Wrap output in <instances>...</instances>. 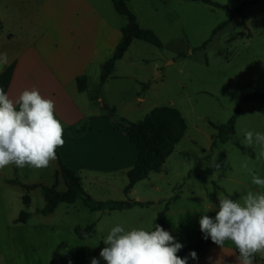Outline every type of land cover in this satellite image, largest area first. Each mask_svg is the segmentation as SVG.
I'll return each mask as SVG.
<instances>
[{"label":"crops","instance_id":"crops-1","mask_svg":"<svg viewBox=\"0 0 264 264\" xmlns=\"http://www.w3.org/2000/svg\"><path fill=\"white\" fill-rule=\"evenodd\" d=\"M129 2L126 6L133 13ZM127 22L111 0H0V54H6V60L0 57V73L13 65L6 94L15 100L25 89H36L54 102L55 116L64 129V144L56 150L62 162L77 173L84 190L99 201L114 199L117 191L121 199H126L123 190L128 184L127 171L136 159L134 144L114 127V118L137 123L153 109L169 107L152 104L141 86L147 79L132 73L130 67L137 66L135 60L143 59L137 53L132 57L138 39H132L115 61L111 75L100 83L101 65L122 41L121 30ZM81 75L87 79V88L82 92L76 85ZM153 173L161 178L160 171L149 173L134 184L127 197L151 202L148 206L160 201L161 188L150 181ZM14 179L18 183H12ZM144 180L158 196L137 195L138 184ZM34 185L67 191L58 158L46 168L9 165L0 169V264H91L93 258L106 264L100 251L113 227L121 224L125 231L146 230L145 217L134 210L148 206L91 211L78 199L60 202L49 214L38 213L45 202L41 189ZM28 207L32 211H26ZM22 210L28 212V218L24 223L16 222ZM114 213L127 214L129 219L123 221L120 219L126 217L117 215L96 226ZM91 224L90 234L79 239L75 228ZM164 229L170 230L166 225ZM173 232L180 238L178 243L186 241L181 242L183 231ZM238 255L231 241L222 248L213 243L191 264H238ZM254 264H264V256L257 253Z\"/></svg>","mask_w":264,"mask_h":264},{"label":"rangeland","instance_id":"rangeland-1","mask_svg":"<svg viewBox=\"0 0 264 264\" xmlns=\"http://www.w3.org/2000/svg\"><path fill=\"white\" fill-rule=\"evenodd\" d=\"M212 1L224 8L190 0H130L128 4L134 10L135 23L151 30L161 42L160 48L142 40L135 42L132 57L137 53L143 59L135 60L132 73L147 79L143 89L152 104L178 110L177 114L157 112L153 131L182 134L161 167V178H156V173L150 176V181L160 186L162 199H153V205L134 211L145 217L146 230H154L155 211L176 195L164 214V225L176 242L180 238L173 231H183L182 243L186 235L197 232L202 215L215 218L220 193L237 200L248 191L264 192L241 167L247 161L249 168L264 178V160L256 159L260 147L243 143L245 130L264 133L263 101L246 102L236 118L235 133L210 149L216 133L210 123H226L242 95L264 93V0ZM243 2L252 3L244 11L246 26L233 20L212 36L213 29L228 18L229 10ZM153 131L146 133L151 142L157 139ZM149 183L138 184L139 197L158 196ZM113 196L112 200H123L118 191ZM117 215L126 217L120 220L129 219L127 214L114 213L96 226Z\"/></svg>","mask_w":264,"mask_h":264},{"label":"clouds","instance_id":"clouds-1","mask_svg":"<svg viewBox=\"0 0 264 264\" xmlns=\"http://www.w3.org/2000/svg\"><path fill=\"white\" fill-rule=\"evenodd\" d=\"M0 57L6 60V54ZM63 131L54 102L43 98L38 90L25 89L13 100L0 88V169L9 165L48 167L57 158L56 149L64 144ZM244 137L246 147H260L256 159L264 160V133L245 130ZM241 167L252 176L254 185L264 189V178L249 168L247 161ZM218 200L215 218L205 214L199 220L204 238L210 237L221 248L231 241L239 253L238 264H254L257 253L264 256V192L248 191L237 200L220 193ZM103 243L106 246L100 257L106 264H187V258L177 255L183 245L160 225L151 231H125L117 225ZM190 256L197 258L195 251ZM91 264H99V260L93 258Z\"/></svg>","mask_w":264,"mask_h":264},{"label":"trees","instance_id":"trees-1","mask_svg":"<svg viewBox=\"0 0 264 264\" xmlns=\"http://www.w3.org/2000/svg\"><path fill=\"white\" fill-rule=\"evenodd\" d=\"M129 0H111L114 9L127 17V25L122 28V41L117 45L114 54L101 65L100 73V83H104L106 79L111 75L115 61L118 60L122 54L126 51L128 45L132 39H138L145 41L151 45L158 48L161 47V42L158 37L149 29L140 28L135 23V15L130 12L126 6V2ZM193 2H200L203 4H208L217 8H224L223 5L212 0H190ZM250 2H243L239 6L229 10L228 18L217 25L213 31L212 36L223 29L228 23L233 20H240L244 26H246L244 20V11ZM200 48H203V44ZM13 71V65L8 66L0 73V88L7 91L8 84L10 82ZM76 85L78 91L82 92L87 88V79L85 75L78 76L76 78ZM142 88L146 87V84L141 85ZM248 101H263L264 93H251L242 95L236 102L233 114L227 120L226 123L220 125H213L210 123L212 128L216 131L215 135L212 137V142L210 144V149L215 148L218 144L224 143L228 140L229 136L235 133V121L239 116L243 105ZM18 110V109H17ZM167 111L171 113H176L177 110L171 107H159L153 109L149 114H147L141 121L137 123L128 122L122 118H114L113 125L116 129L122 131L129 141L134 144L136 148V159L133 167L127 171L128 184L124 188L123 192L126 196L125 200H107L99 201L93 199L83 188L80 178L75 171L68 168L60 157L59 152L56 150L57 158L59 161V173L63 177L67 191L61 192L55 190L53 187L46 185H34V187H39L41 189L44 206L38 210V213L49 214L60 202L71 203L75 200H81L84 205L91 211L103 210V211H113V210H123L128 209L133 206H148L151 202H138L131 200L127 197L128 192L133 188L134 184L138 181L148 177L151 172H159L161 167L168 155L173 151L174 146L182 138V134H174L163 131H153L154 120L157 112ZM112 114V110H108ZM153 131L156 134L157 139L153 142L148 140L146 133L148 131ZM239 149L244 153H250L248 148L238 145ZM208 156V155H207ZM206 156V158H207ZM12 183H18L17 179L11 181ZM176 195L172 196L168 201H166L164 208L159 211L153 221L154 225H160L164 229V214L168 210V206L171 200L176 199ZM28 199L25 196L24 202L27 203ZM28 212L22 210L16 219V222H26L28 218ZM212 218V215H209ZM93 225H88L84 229L79 227L75 228V233L79 239L85 238L92 231ZM213 244L210 237L208 239L204 238V234L201 232L200 228L195 234L188 237L186 241L182 244L183 247L177 253L180 258H187V264L192 263V258L190 252L195 251L197 256L201 254L205 248Z\"/></svg>","mask_w":264,"mask_h":264}]
</instances>
